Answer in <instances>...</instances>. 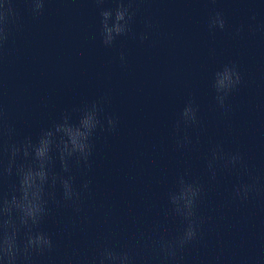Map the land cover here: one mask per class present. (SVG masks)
<instances>
[{"label": "clouds", "instance_id": "obj_1", "mask_svg": "<svg viewBox=\"0 0 264 264\" xmlns=\"http://www.w3.org/2000/svg\"><path fill=\"white\" fill-rule=\"evenodd\" d=\"M33 17H39L45 8L46 0H27ZM105 0H95L98 7ZM115 8L100 7V37L106 47H111L116 39L131 32V23L136 15L133 0H115ZM20 13L15 7V0H0V57L3 56L14 30L18 27ZM256 20L255 15L251 17ZM147 29L153 27L151 20L144 21ZM227 21L222 11H215L208 19L210 31L226 28ZM244 26L235 29V35L243 32ZM250 31L256 26L250 24ZM149 38V32L139 35L141 41ZM121 63L126 60L121 53ZM242 77L235 63L225 64L214 74L212 87L215 90L217 105L225 113L230 109L225 101L238 88ZM80 113L73 123L71 113L65 111L50 127L40 129L35 139L26 136L13 139L15 128L9 123L6 110L0 105V184L15 177V183L9 193L0 191V264H34V258L51 253L56 243L41 225L51 214L50 205L57 207L71 206L75 213L81 212L82 194L89 192L90 180L84 181L77 189L75 177L71 174L73 163L77 167L91 168L90 158L94 151L93 138L97 130L113 132L118 121L107 116L101 119V102L94 101L82 109H73ZM198 109L189 101L181 111L175 123V130L199 123ZM106 125V127H105ZM191 138L178 135L176 144L184 148L191 144ZM57 161L59 171L56 170ZM220 167L243 171L249 177L234 185L232 199L247 202L264 192L259 178L252 175L240 152L226 153L221 145L211 150L207 163L210 179L215 180ZM60 189L61 198H57L56 188ZM203 194V185L198 180H188L184 175L177 179V187L167 193L171 214L178 217L182 227L178 233L168 238L161 235L153 241L155 259L176 264L184 259L185 249L203 239L202 218L198 215V204ZM64 264H73V257H67ZM77 264H137L131 250H116L103 247L91 258H80ZM144 264H149L148 260ZM215 264H225L221 256L215 258ZM232 264H255L252 257H240Z\"/></svg>", "mask_w": 264, "mask_h": 264}]
</instances>
